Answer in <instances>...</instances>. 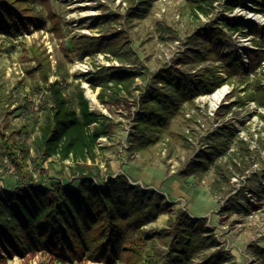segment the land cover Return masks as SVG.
Instances as JSON below:
<instances>
[{"label":"rangeland","instance_id":"rangeland-1","mask_svg":"<svg viewBox=\"0 0 264 264\" xmlns=\"http://www.w3.org/2000/svg\"><path fill=\"white\" fill-rule=\"evenodd\" d=\"M226 1L218 0L209 16L197 18L185 0H155L147 15L134 20L131 28L123 21L110 28L128 30L136 61L127 62L125 67L143 73L134 86V101L131 103H135V107L125 97L120 104H103L98 98L100 88L93 89L89 83L94 72L110 67L108 65L115 63V59L104 53L80 56L71 45L74 38L98 37L103 35V31H110L108 25L100 24L99 19L125 16L127 3L124 0H50V8L59 18L62 38L52 30L48 8L41 1L32 4L43 28H34L18 38L0 34V186L8 188L19 184L18 178H21L15 165L5 158L2 143L5 140L10 145L26 142L33 148L38 123L42 121L47 105L49 92L39 81L38 72H34L36 63L32 48H36L45 52L52 62L55 74L50 81L58 80L68 94L80 85L91 111L111 121L113 133L99 142L96 160L89 162L99 167L102 177L123 174L128 181L140 187L163 193L174 214L186 211L194 222L206 220V227L212 229L216 237L214 250L222 251L229 258L225 264H264V109L253 101L242 106V98L250 93L244 92L246 82L236 77L228 83L227 77L221 73L229 94L221 100L220 107L214 109L213 106L216 93H212L213 96L209 93L211 96L207 97V94L200 95L195 98L194 105H184L182 114L171 120V129L185 141L181 138L166 139L145 154L132 150L129 142L137 98L141 96L140 87L145 85L146 89L155 74L168 64L180 63L181 71L193 74L202 67L213 65L208 62L194 67L186 63L194 52L202 51V40L192 39L202 28L214 27L215 22L216 27H223L221 15L226 16L229 25L238 27V32L224 30V56L233 54L239 58L242 40H246L248 52L255 50L253 40L257 36L254 28L259 29L258 39L264 41V13L256 6V0H241L232 10ZM242 8H246L243 15L237 13ZM84 13L92 15L81 17ZM254 14L261 15V20L251 26L239 25L234 20L247 17L251 20ZM257 73V78L263 77L264 83V63ZM250 76L249 83H252L256 76ZM88 89L93 98L88 97ZM129 100L132 101V97ZM222 108L230 110L226 113ZM225 127H230L235 136L222 137L228 141L229 148L212 159L218 143L207 137L218 134ZM31 154L34 155L33 149ZM199 155L200 160L206 159L204 169L187 175L188 166L197 161ZM25 174L35 181L50 184L49 181L53 182V178L59 175L63 176L64 183L75 176L72 162L58 159L39 165L29 162ZM231 197L243 206L240 210H230L227 201ZM161 216L143 231L150 235L154 230L167 227L169 215ZM148 251L162 255L168 253L153 240ZM213 252L201 254L196 262H202ZM3 255L0 264H99L88 257L62 259L56 256L57 252L52 247L26 252L23 256ZM161 263L170 264L166 260Z\"/></svg>","mask_w":264,"mask_h":264},{"label":"trees","instance_id":"trees-1","mask_svg":"<svg viewBox=\"0 0 264 264\" xmlns=\"http://www.w3.org/2000/svg\"><path fill=\"white\" fill-rule=\"evenodd\" d=\"M41 1L48 8L52 30L62 38L59 18L50 8V0H0V34L18 38L32 29L43 28L32 4ZM155 0H124L128 5L125 16L112 15L100 18V24L113 28L121 21L131 28L134 20L144 18ZM191 13L197 18L209 16L218 0H185ZM241 0H227L229 10L236 8ZM264 13V0L254 1ZM223 27L206 26L192 39L202 40V51H196L186 63L199 67L211 62L212 66L202 67L195 74L179 69L180 63L161 69L155 74L142 93L138 111L134 114L133 128L129 133L131 148L145 154L166 139H185L171 129V120L182 114L184 105H194L195 98L215 92L225 84L223 73L229 81L238 77L247 86L242 106L250 101L264 109L263 77L257 78V71L264 62V41H260L259 30L253 40L255 50L248 54L249 70L235 59L233 54L223 55L225 29L238 32L221 15ZM97 27V25H94ZM112 30V31H111ZM103 31L101 36H83L72 39V49L80 56L99 53L110 55L121 66L100 68L89 80L93 89L100 88L98 98L103 104H120L124 97L130 104L134 101V86L143 73L137 69H126L127 62L136 61L130 47L128 30ZM38 72L49 94L47 105L38 123V135L33 148L26 142L10 145L2 143L4 156L15 165L21 176L19 184L7 186L0 194V259L23 256L26 252L46 250L52 247L62 259L79 260L88 257L99 264H225L229 260L225 253L214 250L217 244L213 230L206 227V220L194 222L186 211L174 214L166 196L154 189H143L132 185L128 178L119 174L102 177L98 166L89 164L97 157L98 140L113 133L109 118L91 111L84 90L76 85L66 93L58 80L50 81L55 74L52 62L45 52L32 48ZM220 64V65H218ZM256 76L252 83L250 75ZM58 76V75H57ZM244 79V80H243ZM132 97V101L129 99ZM246 99V100H245ZM236 105L238 103H235ZM135 107V103L133 104ZM227 113L229 108H222ZM235 133L230 127L222 128L218 134L210 135V141H217L212 159L225 153L228 141ZM33 149L34 155L31 154ZM51 159L71 161L72 181L63 185V176L42 186L32 176L25 174L29 162L39 165ZM199 159V160H198ZM191 162L187 175L202 171L206 159ZM236 168V164H234ZM19 177V176H18ZM28 177V178H27ZM255 178L256 175L254 176ZM52 179V178H51ZM50 179V180H51ZM228 206L236 212L243 207L236 198H229ZM168 214L167 227L154 230L150 235L143 228L154 223L161 215ZM151 240L167 254L150 253ZM214 251L207 259L196 262L201 254ZM17 253V254H16ZM165 264V263H163Z\"/></svg>","mask_w":264,"mask_h":264},{"label":"bare ground","instance_id":"bare-ground-1","mask_svg":"<svg viewBox=\"0 0 264 264\" xmlns=\"http://www.w3.org/2000/svg\"><path fill=\"white\" fill-rule=\"evenodd\" d=\"M244 9L246 8H242L241 10H238L237 13L243 15L244 14ZM243 12V13H241ZM237 13L235 15H237ZM91 13H87V14H82L81 17H89ZM92 15V14H91ZM234 20L239 23V25H243V26H251L253 25L255 22H259L261 20V17L260 15H256L254 14L253 18L250 20L249 17H247L246 19L245 18H234ZM247 51V43H246V40H242L241 41V45H240V48L238 49V52L240 54H242L244 51ZM229 93V87H227L226 84H224V86H222L220 88V90L213 96L214 99H216L213 103V106H214V109H217L218 107H220L221 105V100L224 99V97L227 96V94ZM87 95L88 97L90 98H93V95L90 91V89H88L87 91Z\"/></svg>","mask_w":264,"mask_h":264},{"label":"built area","instance_id":"built-area-1","mask_svg":"<svg viewBox=\"0 0 264 264\" xmlns=\"http://www.w3.org/2000/svg\"><path fill=\"white\" fill-rule=\"evenodd\" d=\"M259 15V14H258ZM201 17H203L202 15H200ZM261 16V15H260ZM210 23V22H209ZM259 30V29H258ZM200 32V31H199ZM249 52H248V50L246 51H244L242 54H240V56H239V58H235V59H237V60H240V63L244 66V68L245 69H247V72H248V70H249V60H248V57H247V54H248ZM114 61H116V60H114ZM113 61V62H114ZM264 63V62H263ZM262 63V64H263ZM122 64H120L118 61H116L115 63H113L112 65H108V66H121ZM172 66V64H168L165 68H169V67H171ZM259 70V69H258ZM258 72V71H257ZM252 75V74H251ZM226 77V76H225ZM138 80V79H137ZM264 84V83H263ZM145 85H143V87H140V89H142V91H140V94H142V93H145V87H144ZM224 86V85H223ZM220 90V88L219 89H217L215 92H213V94H215V93H217L218 91ZM212 94V93H211ZM211 94H207V95H205V97H207V96H211ZM213 94H212V96H213ZM229 94V93H228ZM228 94H227V96H228ZM139 98H140V96L138 95V98H137V104H138V102H139ZM255 103V102H254ZM256 104V103H255ZM259 107V106H258ZM138 109H139V106H137V109L134 111V114H135V112L136 111H138ZM134 114H133V120H134ZM132 128H133V125H132ZM132 130V129H131ZM129 133H130V131H129ZM105 137H102V138H100L99 140H98V144H100L99 142L101 141V140H103ZM119 175V174H118ZM117 175H111V177L112 178H115ZM72 181V180H71ZM70 181V182H71ZM67 183H69V182H66V183H64L63 185H65V184H67ZM129 183L130 184H132V185H136L137 183H135V182H132V181H129ZM44 185H46V183H42V186H44ZM143 189H150V188H146V187H142ZM7 191V188L6 187H2V185L0 186V194L1 193H4V192H6ZM158 193H161V192H159V191H157ZM161 194H163V193H161Z\"/></svg>","mask_w":264,"mask_h":264},{"label":"crops","instance_id":"crops-1","mask_svg":"<svg viewBox=\"0 0 264 264\" xmlns=\"http://www.w3.org/2000/svg\"><path fill=\"white\" fill-rule=\"evenodd\" d=\"M162 216H164V215H162ZM162 216H161V218H164V217H162Z\"/></svg>","mask_w":264,"mask_h":264}]
</instances>
